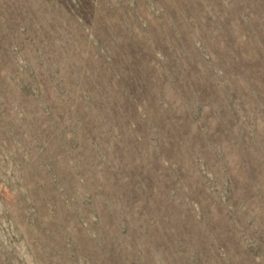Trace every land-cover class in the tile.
Masks as SVG:
<instances>
[{
    "label": "rangeland",
    "instance_id": "374dc122",
    "mask_svg": "<svg viewBox=\"0 0 264 264\" xmlns=\"http://www.w3.org/2000/svg\"><path fill=\"white\" fill-rule=\"evenodd\" d=\"M0 264H264V0H0Z\"/></svg>",
    "mask_w": 264,
    "mask_h": 264
}]
</instances>
